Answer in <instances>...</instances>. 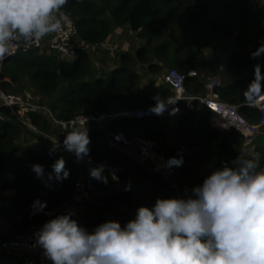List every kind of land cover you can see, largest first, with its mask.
<instances>
[{"label": "trees", "instance_id": "16d2710c", "mask_svg": "<svg viewBox=\"0 0 264 264\" xmlns=\"http://www.w3.org/2000/svg\"><path fill=\"white\" fill-rule=\"evenodd\" d=\"M259 1L260 8L253 11L250 0H68L63 11L74 20L80 41L90 46L105 42L112 24L128 27L142 41L136 49L137 59L146 61L150 70L158 68L159 63L179 69L186 76V89L192 93H201L204 81L197 76H187L188 70H217L223 66L229 80L217 88L220 99L237 105L240 113L256 122L258 111L248 105L244 92L254 78L256 65H260L264 73V55L251 56L260 44L252 45L248 31L252 33L254 29L248 27L246 21V18L252 22L257 19L264 25V0ZM89 49L78 48L71 62L59 61L36 50L16 54L5 64L3 75L14 81L26 76L43 93L60 89L48 104L59 119H69L87 111L119 112L136 108L134 103H140L138 108L155 103L139 85L141 75L135 69L134 57L120 56L121 64L104 78L93 76L87 54ZM209 49L215 53L214 58H206L205 50ZM125 59L129 62H124ZM199 114L212 117L203 107ZM35 119H42V127H47L44 118ZM156 123L158 118L117 116L106 127L127 133L141 131L153 136L156 132L151 126ZM21 130L13 123L0 122V187L5 189L10 185L15 190L12 195L4 197L6 203L1 207V215L10 230L18 232L31 223L47 220L44 214L29 218L30 206L38 196L44 210H54L51 218L70 213L91 232L106 221L104 208L134 198L131 190L122 189L126 182L135 180L132 175L137 179L135 181L141 182L142 179L144 185L149 183L154 193L162 198L177 197V190L162 175L147 171L119 151L108 148L104 144V135L92 127L88 136L94 158L107 159L122 166L121 184L116 186L105 172L106 181L90 175L93 182L99 183L100 190L112 191L103 199L102 209L96 203L73 201L70 198L77 169L72 161L46 141L30 143L23 136L27 145L19 147ZM199 136L201 140L196 152L191 156L183 152V164L178 166L183 194H191L192 187L201 184L213 169L222 167L225 162L230 164L238 155L242 141L237 131L226 132L211 123L199 131ZM255 143L253 150L261 154V165L264 166V127ZM155 147L160 150L157 143ZM164 154L172 157L168 152ZM61 157L65 160L68 175L58 180L52 165ZM33 164L43 166L42 178L33 171ZM5 173H11L13 178H4ZM113 187L117 190L113 191ZM126 216L125 212L116 211L113 218L123 226L125 223L121 220ZM4 237L7 236L0 235V238ZM21 256L1 255L0 264H22L27 257Z\"/></svg>", "mask_w": 264, "mask_h": 264}, {"label": "clouds", "instance_id": "9594fccd", "mask_svg": "<svg viewBox=\"0 0 264 264\" xmlns=\"http://www.w3.org/2000/svg\"><path fill=\"white\" fill-rule=\"evenodd\" d=\"M68 0H0V62L15 45L25 50L60 32L68 21ZM264 55V43L251 53ZM250 104L264 96V73L255 66L244 92ZM165 108L157 99L152 111ZM53 148L59 141H52ZM87 128H74L63 140L77 160L88 154ZM183 157H170L168 167L181 166ZM103 165L90 169L97 179ZM58 180L67 177L65 160L52 165ZM33 171L43 177L41 164ZM52 173H49L51 176ZM115 179L116 177L113 176ZM36 243L52 264H264V166L261 154L244 149L222 167L213 169L191 194L158 197L152 207L141 205L125 225L107 220L89 232L70 213L47 220L35 233Z\"/></svg>", "mask_w": 264, "mask_h": 264}, {"label": "built area", "instance_id": "2783aa9c", "mask_svg": "<svg viewBox=\"0 0 264 264\" xmlns=\"http://www.w3.org/2000/svg\"><path fill=\"white\" fill-rule=\"evenodd\" d=\"M66 15L68 21L60 32L43 38L26 50L22 43L16 44L15 52L0 62V122L13 123L23 131L38 134L52 146V141H59L57 149L65 154L77 169L71 200L76 202L88 201L101 207L103 199L108 195H105L107 189L100 190L98 188L99 183L92 181L90 169L103 165V172L109 175L116 186L121 184L120 174L124 171L122 166L113 164L107 159H95L90 146H88V154L80 160H77L74 153L65 150L63 147L65 135L74 128H98L104 135V144L108 148L119 151L142 168L150 172H156L166 180H168L167 174L171 168L166 165L170 156L157 150L155 141L150 138L135 136L120 129H108L106 125L110 120L117 116H131L136 119L164 118L170 122H176L183 117L187 108L192 109L194 107L193 101H196V104L211 113L212 118L217 120V126L222 130L226 132L234 130L242 136L239 153L263 132L264 96L257 99L254 105L248 102V105L257 109L259 114L258 120L251 122L239 112L237 105L220 99L217 88L221 86V81L218 75L207 77L203 83L201 93L190 94L185 89V74L174 67L168 68L162 75V81L169 88L171 94L161 99L165 104L161 114L152 111V107L157 103L155 102L145 107L122 109L119 112L87 111L69 119L55 117L50 106L43 102L32 89H25L20 93L16 92L17 82L4 76L3 68L14 55L28 53L31 50H36L39 54L50 53L59 61L71 62L77 54V49L88 45L86 46L85 43L80 41L74 20L67 13ZM189 76H197V72L191 70ZM183 102H187L188 105L183 106ZM35 117L44 118L47 127L43 128L42 119H35ZM5 175L8 180L13 178L11 173H5ZM113 176L116 178L114 179ZM170 184L177 190V185ZM176 196L180 197V195ZM5 203L6 201L0 198V222L3 220L1 207ZM53 213L54 210L46 211L42 208L40 198L37 196L30 206L29 218L36 214H44L50 219ZM43 224L31 223L18 232L10 230L9 225H0V235L7 236L0 238V256L28 254L31 257L30 259L35 257L42 249L36 243L35 233Z\"/></svg>", "mask_w": 264, "mask_h": 264}, {"label": "rangeland", "instance_id": "374dc122", "mask_svg": "<svg viewBox=\"0 0 264 264\" xmlns=\"http://www.w3.org/2000/svg\"><path fill=\"white\" fill-rule=\"evenodd\" d=\"M253 9L260 8V4H253ZM258 6V7H257ZM246 18V21L248 22V26L253 30L248 31V34H251L250 40L252 42V45L254 44H262L264 43V34H263V28L264 25L262 22L258 21L257 19H254L252 22L251 19ZM256 25H255V24ZM255 25V26H251ZM113 27H116V25H112ZM124 30V29H123ZM116 44V50L118 53H112L114 55V61L109 58L108 62L105 64H101L100 60L96 58V51L92 50L91 46L90 49L87 51V54L89 56V59L91 61V65L93 68V76H103L104 78L108 77L109 73L113 70L114 67L119 66L121 64L120 56L126 54L127 56L134 57L136 59L135 63V69L138 71V73L141 75V79L139 80L140 87L147 93V95L158 97L159 94H162L163 96H167L171 94V91L167 86L164 85L162 81V75L164 72L170 68L171 66L160 64L158 68H155L153 70H150L147 62L142 61L140 59H137L136 57V49L139 45L142 44V41L138 39L135 36V33L130 34V31L128 29H125L124 31H121L120 34H118L117 39H115ZM214 52L213 50H205V56L207 59L214 58ZM46 56H49L51 58H55L50 53H45ZM111 56V54H110ZM112 57V56H111ZM129 62L126 59L124 62ZM108 68V69H107ZM219 69L215 70H195L197 72V77L199 80L205 81L207 77L218 75L221 81V84L227 82L229 80V74L226 73L225 70H223V66ZM179 70V69H178ZM194 70V69H191ZM188 70L186 75L189 76ZM215 70V71H214ZM180 71V70H179ZM17 91L16 92H22L25 89H32L33 92L37 93L41 100L47 104L50 103V101L54 100V98L60 93L59 90H55L53 92H41V90L31 82L26 76H21L17 81ZM186 89V86H185ZM187 92L192 93L188 88L186 89ZM157 93V94H155ZM139 104V103H137ZM140 105V104H139ZM133 109H136L138 107H132ZM202 108L200 106H195L192 109L187 108L184 112L183 117L176 121V122H170L164 118H158V123L152 125V129L156 132L153 136H147L144 135L141 131H138L136 133H131L132 135L139 136V137H145L150 138L155 141L159 145L161 152H168L172 157H181L183 156V152L189 153L191 156L194 154L197 150V146L199 144V141L201 140L199 136V131L206 128L208 124L217 125V120L212 117H202L199 114V109ZM250 121V120H249ZM252 122V121H251ZM22 137H18L19 141V147H25L27 145L26 142L23 140V136L29 137L30 143L36 142V141H44V139L39 136L38 134L31 133L28 131L21 130L20 133ZM255 140L248 146L246 149H252V147L255 146ZM29 143V144H30ZM241 148V144H240ZM239 148V149H240ZM17 156V154L15 155ZM14 166V165H13ZM15 167V166H14ZM4 178H6V175L4 174ZM139 178V177H138ZM167 179L169 183H172L174 185H177V195H180V197L190 195V194H183V192L180 190V173L178 172L177 166H172L167 174ZM1 180V176H0ZM142 182L143 180L140 179ZM141 182H134L132 180L126 182L124 185H122V189L124 190H131L134 194V198L132 200H123L119 201L118 203H115L112 206H108V208H104V214L106 221L107 220H115L113 217L115 215L116 211L125 212L127 214L126 217H124L121 221L122 223H125L133 219L136 214V210L139 207L138 204H140V200H143V204L152 207L153 204L149 201L147 203L148 194L152 195L154 191L152 190L149 183H146L145 181V188L143 187V183ZM7 188H10L12 186L7 185ZM6 188V189H7ZM147 188V189H146ZM113 191L117 188L113 187ZM116 191V190H115ZM112 191L110 189H107L106 194H110ZM152 193V194H151ZM3 196V190L0 187V197ZM160 196V195H159ZM162 198V196H160ZM148 204V205H147ZM142 204H140L141 206ZM102 209V206L100 207ZM47 220L49 218L47 217ZM46 220V221H47ZM46 221H43L45 223ZM42 223V222H41ZM23 255V254H22ZM5 256V255H4ZM19 257H22L21 255H18ZM27 258L23 261L22 264H52L50 260H48L43 255V250L41 249V252L37 253L35 257L30 259V255L24 254ZM13 261V259H11Z\"/></svg>", "mask_w": 264, "mask_h": 264}, {"label": "crops", "instance_id": "0c3cea01", "mask_svg": "<svg viewBox=\"0 0 264 264\" xmlns=\"http://www.w3.org/2000/svg\"><path fill=\"white\" fill-rule=\"evenodd\" d=\"M253 4H260V1L259 0H250V7H251V9L254 11L255 9H253ZM258 7V6H257ZM113 25V24H112ZM111 25V29H110V32H109V35H108V37H107V39L105 40V42H103V43H101V44H99V45H94V46H91V48H92V50H95L96 51V58L98 59V60H100V63L101 64H105V63H107L108 62V60H109V58H111L113 61H114V55L112 54V53H118V51L116 50V44H115V39H117V36H118V34H120V32L121 31H124L125 29H128V31H130V34H133V31H131L128 27H126V26H119V25H116V27H113ZM249 27V26H248ZM124 29V30H123ZM248 29V28H247ZM85 45L87 46L88 44H86L85 43ZM87 47H89L90 48V45H88ZM110 54H111V56H110ZM108 69V68H107ZM189 93V92H188ZM155 94H157V93H155ZM190 94H197V93H190ZM163 97H165V96H163L162 94H159V96L158 97H155V96H153L152 98H153V100H154V102H157V99H159V100H161ZM140 104V103H139ZM139 104H137V103H134V105L136 106V107H138L139 106ZM183 104V106H186V105H188L187 104V102H183L182 103ZM195 106H200V105H198V104H195ZM201 107V106H200ZM83 128H85V127H83ZM83 128H80V129H83ZM87 128V132L90 130V128H88V127H86ZM129 134H131V133H129ZM27 137V136H26ZM27 140L29 141V137H27ZM30 142V141H29ZM88 146H90V144L88 145ZM251 148H252V150L254 149V147H252L251 146ZM134 175H132L131 177L133 178V179H135V180H137L136 178H134L133 177ZM135 180H132V181H134L135 182ZM136 182H138V181H136ZM143 187L145 188V185H143ZM147 189V188H146ZM3 190V196L2 197H0V198H2V199H4V197H6V196H10V195H12L14 192H15V190L13 189V187H10V188H5V189H2ZM152 194V193H151ZM158 197H160L159 195H156L155 193H153L152 195H150V194H148V200H147V203H149V201L150 202H152V203H155V201H156V199L158 198ZM161 198V197H160ZM141 202H140V204H143V200H140ZM154 205V204H153ZM0 225L1 226H4V225H8V222L3 218V220L0 222ZM2 228H4V227H2Z\"/></svg>", "mask_w": 264, "mask_h": 264}, {"label": "water", "instance_id": "95a60500", "mask_svg": "<svg viewBox=\"0 0 264 264\" xmlns=\"http://www.w3.org/2000/svg\"><path fill=\"white\" fill-rule=\"evenodd\" d=\"M188 76V75H187ZM252 150V149H251Z\"/></svg>", "mask_w": 264, "mask_h": 264}]
</instances>
